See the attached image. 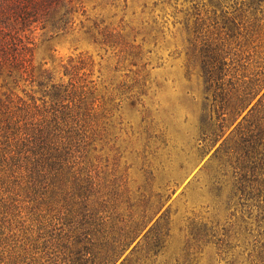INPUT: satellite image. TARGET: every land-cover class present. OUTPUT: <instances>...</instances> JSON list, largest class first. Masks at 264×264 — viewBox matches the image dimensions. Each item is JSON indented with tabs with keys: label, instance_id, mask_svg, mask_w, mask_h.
<instances>
[{
	"label": "trees",
	"instance_id": "1",
	"mask_svg": "<svg viewBox=\"0 0 264 264\" xmlns=\"http://www.w3.org/2000/svg\"><path fill=\"white\" fill-rule=\"evenodd\" d=\"M205 1L211 16L183 26L185 75L202 97L194 168L213 151L200 172L217 195L230 188L240 221L218 234L191 219L188 249L215 240L227 253L244 224L247 262L264 264V0ZM79 11L82 0H0V264H141L165 236L178 183L161 187L156 207L149 172L131 190L91 64L69 57L58 72L35 57L34 30L48 40Z\"/></svg>",
	"mask_w": 264,
	"mask_h": 264
},
{
	"label": "rangeland",
	"instance_id": "2",
	"mask_svg": "<svg viewBox=\"0 0 264 264\" xmlns=\"http://www.w3.org/2000/svg\"><path fill=\"white\" fill-rule=\"evenodd\" d=\"M199 1L82 0L84 14L75 13L65 32L52 33L48 40L38 28L32 33L35 57L46 60L47 67L59 72L69 57L91 64L89 79L111 109V136L117 137L130 189L143 186L149 172L156 207L161 187L178 183L162 210L167 211V229L161 247L141 264H248L251 237L244 224L247 232L241 231L227 253L219 252L215 240L197 251L188 249L191 219L207 222L218 234L240 221L227 206L230 188L217 195L207 173L200 172L213 151L194 168L202 97L195 78L185 75L183 26L189 18L211 16L212 6L202 0L200 7ZM260 7L257 23L264 28V5Z\"/></svg>",
	"mask_w": 264,
	"mask_h": 264
}]
</instances>
